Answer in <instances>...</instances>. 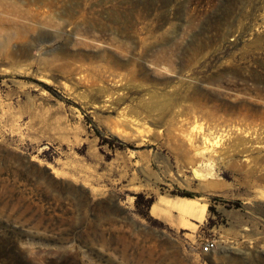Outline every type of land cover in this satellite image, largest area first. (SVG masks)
Wrapping results in <instances>:
<instances>
[{
    "label": "rangeland",
    "instance_id": "obj_1",
    "mask_svg": "<svg viewBox=\"0 0 264 264\" xmlns=\"http://www.w3.org/2000/svg\"><path fill=\"white\" fill-rule=\"evenodd\" d=\"M37 1L0 0V264H264V0Z\"/></svg>",
    "mask_w": 264,
    "mask_h": 264
},
{
    "label": "bare ground",
    "instance_id": "obj_2",
    "mask_svg": "<svg viewBox=\"0 0 264 264\" xmlns=\"http://www.w3.org/2000/svg\"><path fill=\"white\" fill-rule=\"evenodd\" d=\"M63 2L65 3L66 1L63 0ZM37 3L43 7V9H49V10H45L46 12L48 11H52L53 9H57L58 7H60V0H38ZM66 5V4H65ZM86 12V11H85ZM64 23V22H63ZM63 26V24H61ZM255 28V27H254ZM246 47V46H245ZM248 49V48H247ZM252 50H250L251 52ZM253 53V52H252ZM247 56V55H246ZM245 57V56H244ZM230 63V62H229ZM134 122V121H133ZM254 131V130H253ZM261 148V147H260ZM241 152V151H240ZM253 153V152H252ZM233 154V153H232Z\"/></svg>",
    "mask_w": 264,
    "mask_h": 264
},
{
    "label": "built area",
    "instance_id": "obj_3",
    "mask_svg": "<svg viewBox=\"0 0 264 264\" xmlns=\"http://www.w3.org/2000/svg\"><path fill=\"white\" fill-rule=\"evenodd\" d=\"M215 247L216 244L213 241H206L205 243L201 244V254L208 255L214 250Z\"/></svg>",
    "mask_w": 264,
    "mask_h": 264
},
{
    "label": "crops",
    "instance_id": "obj_4",
    "mask_svg": "<svg viewBox=\"0 0 264 264\" xmlns=\"http://www.w3.org/2000/svg\"><path fill=\"white\" fill-rule=\"evenodd\" d=\"M154 208V204L150 207L149 212L152 214Z\"/></svg>",
    "mask_w": 264,
    "mask_h": 264
},
{
    "label": "trees",
    "instance_id": "obj_5",
    "mask_svg": "<svg viewBox=\"0 0 264 264\" xmlns=\"http://www.w3.org/2000/svg\"><path fill=\"white\" fill-rule=\"evenodd\" d=\"M152 205H153V201L151 200V201H150V206H149V207H151Z\"/></svg>",
    "mask_w": 264,
    "mask_h": 264
}]
</instances>
